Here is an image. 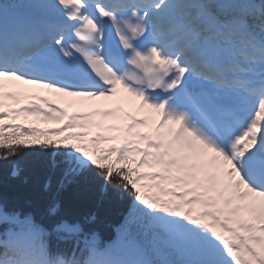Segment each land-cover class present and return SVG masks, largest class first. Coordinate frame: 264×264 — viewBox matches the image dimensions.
Masks as SVG:
<instances>
[{"label":"snow or ice","instance_id":"1","mask_svg":"<svg viewBox=\"0 0 264 264\" xmlns=\"http://www.w3.org/2000/svg\"><path fill=\"white\" fill-rule=\"evenodd\" d=\"M16 82L63 98L126 95L41 128L16 121L65 110L42 96L12 106ZM73 128L86 130L48 136ZM100 128L120 135L90 134ZM27 147L71 157L68 174L92 170L133 204L117 242L89 243L84 258L54 254L44 227L0 204V221L17 225L0 264H264V0H4L0 162Z\"/></svg>","mask_w":264,"mask_h":264},{"label":"trees","instance_id":"2","mask_svg":"<svg viewBox=\"0 0 264 264\" xmlns=\"http://www.w3.org/2000/svg\"><path fill=\"white\" fill-rule=\"evenodd\" d=\"M65 158L27 147L15 158L0 162V204L50 233L57 222H67L79 225L84 235L112 238L129 214L131 196L113 185L105 186L92 170L68 174L70 162ZM6 230L1 221L0 240Z\"/></svg>","mask_w":264,"mask_h":264},{"label":"bare ground","instance_id":"3","mask_svg":"<svg viewBox=\"0 0 264 264\" xmlns=\"http://www.w3.org/2000/svg\"><path fill=\"white\" fill-rule=\"evenodd\" d=\"M91 101H92V103H96V102H97V101H96V100H94V99H92Z\"/></svg>","mask_w":264,"mask_h":264},{"label":"rangeland","instance_id":"4","mask_svg":"<svg viewBox=\"0 0 264 264\" xmlns=\"http://www.w3.org/2000/svg\"><path fill=\"white\" fill-rule=\"evenodd\" d=\"M19 85V84H18Z\"/></svg>","mask_w":264,"mask_h":264}]
</instances>
